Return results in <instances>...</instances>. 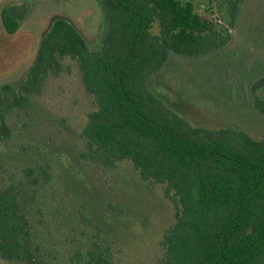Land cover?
Wrapping results in <instances>:
<instances>
[{"label":"trees","instance_id":"1","mask_svg":"<svg viewBox=\"0 0 264 264\" xmlns=\"http://www.w3.org/2000/svg\"><path fill=\"white\" fill-rule=\"evenodd\" d=\"M97 1L106 23L98 48L57 16L33 65L0 83V258L117 264L118 234L131 211L109 197L98 173L128 162L143 189L163 185L174 209L161 264H264V138L194 126L148 83L170 53L205 55L231 35L193 0ZM239 2L230 1V24ZM26 14L23 3L3 6L5 32L15 33ZM71 64L93 104L84 124L77 132L60 119L69 133L62 143L30 139L24 134L37 96ZM253 106L264 113L259 96Z\"/></svg>","mask_w":264,"mask_h":264},{"label":"rangeland","instance_id":"2","mask_svg":"<svg viewBox=\"0 0 264 264\" xmlns=\"http://www.w3.org/2000/svg\"><path fill=\"white\" fill-rule=\"evenodd\" d=\"M230 1L193 0L198 13L215 20L231 35L229 43L195 57L170 53L148 83L156 96L194 126H231L264 138V113L253 106V95L264 100V0H239L233 24ZM22 3L27 14L15 33L5 32L0 15V83L19 79L33 65L39 42L57 16L70 21L91 47L100 46L106 23L97 0H0V13L5 5ZM153 31H158L157 24ZM255 83L260 86L252 91ZM92 106L76 66L71 64L70 70L50 77L37 96L30 118L34 123L24 135L62 143L69 140L65 137L69 133L60 119L78 132ZM132 173L128 162L108 174L98 173L109 197L131 211L118 234L115 261L161 264L160 240L173 222L174 209L163 195V185L147 183L143 189ZM0 264L23 263L0 258Z\"/></svg>","mask_w":264,"mask_h":264}]
</instances>
